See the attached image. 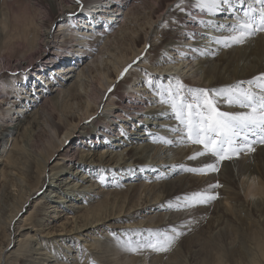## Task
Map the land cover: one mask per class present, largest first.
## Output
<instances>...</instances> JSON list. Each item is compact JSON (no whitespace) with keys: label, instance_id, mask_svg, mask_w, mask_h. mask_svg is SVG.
<instances>
[{"label":"bare ground","instance_id":"6f19581e","mask_svg":"<svg viewBox=\"0 0 264 264\" xmlns=\"http://www.w3.org/2000/svg\"><path fill=\"white\" fill-rule=\"evenodd\" d=\"M195 2L185 0L182 12L176 7L180 0H0V264H264V144L221 161L218 172H189L216 158L189 159L203 146L181 142L183 133L173 129L182 126L171 107L144 112L132 85L122 87L130 90L126 95L118 93L123 80L110 89L145 51L162 48L174 65L160 90L176 76L188 88L215 89L264 73V32L243 45L217 44V38L230 34L227 26L235 16L201 12ZM232 2L242 15L247 0L243 6ZM141 15L144 31L122 33L130 53L116 57L111 78L101 67L115 42L112 33L128 20L139 23ZM208 21L225 27H209ZM80 25L87 28L82 35L76 30ZM97 28L103 38L95 36ZM75 37L82 42L70 48L67 43ZM61 63L54 74H71L80 66L87 79V99L77 115H65L61 94L54 95L59 91L54 78L48 80L54 84L51 91L43 88L32 98L41 77L53 75L49 70ZM139 68L136 80L158 79ZM181 68L191 78L176 75ZM152 92L159 97V90ZM12 103H21L24 114L10 118ZM73 133L90 145L84 150L77 145L70 154L65 142ZM202 191L217 198L206 205L177 206ZM30 201L34 211L21 218ZM148 203L151 207L141 212ZM47 211L63 218L56 237L55 219L48 223ZM173 229L180 235L167 252L127 248L129 241L144 244L155 234L173 235Z\"/></svg>","mask_w":264,"mask_h":264},{"label":"snow or ice","instance_id":"6c2138e0","mask_svg":"<svg viewBox=\"0 0 264 264\" xmlns=\"http://www.w3.org/2000/svg\"><path fill=\"white\" fill-rule=\"evenodd\" d=\"M77 3L80 0H76ZM246 0H236L243 6ZM180 0L176 7L185 11ZM194 6L201 12L210 15L230 11L235 20L228 26L230 33L216 39L217 44L224 47L243 45L258 33L264 32V0H247V6L240 15L232 0H196ZM209 27L223 28L225 25L208 21ZM151 83V82H150ZM157 95L160 103L169 105L172 114L182 127L173 131L183 133L181 142H190L202 145L203 151H197L189 159L211 155L215 163L206 164L199 168H188L193 173L207 174L219 171L220 162L231 160L242 152H254L253 145L264 144V73L254 76L247 81H238L221 88H188L178 78L175 84L162 88ZM226 104L230 109L239 111L221 110L220 104ZM171 144V140H164ZM210 188L219 187V184L210 185ZM217 196L208 191L195 192L183 198V205L190 208L194 205H206L215 200ZM181 199V198H178ZM171 206V205H170ZM173 235L155 234L154 241L133 245L128 242L127 248L131 252H138L142 248H150L156 252H167L178 239L180 233L175 229Z\"/></svg>","mask_w":264,"mask_h":264},{"label":"rangeland","instance_id":"374dc122","mask_svg":"<svg viewBox=\"0 0 264 264\" xmlns=\"http://www.w3.org/2000/svg\"><path fill=\"white\" fill-rule=\"evenodd\" d=\"M154 1H156V0H148L149 3H154ZM12 7H15V4ZM103 15H105V14H103ZM138 19L140 21L139 23L136 22V21L132 22V20H130V21L128 20L127 21L128 24L125 23L124 25H122L124 28L123 27H121V28L118 27L116 29V31L112 33V34H114L112 38L114 39L115 42L112 41L114 43H113V45L109 46L110 47L109 50H108L109 52L105 51V55L103 56V59H102L104 62H103V66L101 67V69L102 70L104 69L105 72L108 73V75L111 78H113V76H114V73H113L114 64L113 63H114L116 57L120 56V54H121L120 52L130 53L129 49H130L131 45L128 44V40H127V44L124 43V41H126V40H124L123 36H125L126 34H122V33L127 32V34H130L131 33L130 31H132V32L134 31V32H139L138 34L141 35V32L144 31V29H142V27H141V26H144V23L146 22L144 15L139 16ZM80 26H83V25H80ZM54 27H56V25ZM86 29L87 28H85V26H83V27H78L76 30H78V32L80 34L81 32H83ZM101 29L102 28H97L98 32H97V35H95V36H99V37H102V38L105 36L103 33L101 35V32H102ZM55 30H58V26L55 28ZM89 32L96 33V30L95 31H91L90 30ZM80 35H82V34H80ZM90 38H92V37H90ZM77 39H78V37H75V41L73 43H67V45L70 48H74V47H71L72 44L75 46V45H79L82 42V40H77ZM137 44H138L139 49H141L143 44H144V38L142 37V39H139ZM124 46H126V47H124ZM163 49L164 48H162L160 50L157 49L158 50L157 52L156 51H151V52L150 51H145L146 52L145 53L146 56H144L145 55L144 54L142 56V60L141 59L135 60L134 61V63L136 62L135 64L133 63L132 66L129 65L130 68H128V67L126 68L125 72L127 73V77H126V73L123 72L125 75L122 74V76H120L119 78H116L115 79V83H113L114 85H111L110 89L116 88L114 86L118 87L119 84H120L119 82L121 80H123V82L121 83L122 85L120 84L121 86L118 87L119 88V92H118L119 94L126 95L130 90L129 89L128 90L125 89V91H124V89L122 90V87H124V85H126V84H128L129 86L132 85L135 88V91H136L135 93L137 95L136 97H138L139 101L142 99L141 101H143V103L145 104V111L144 112H150V111H153V112L156 111L157 112V111H160L165 106V104L160 103V97L157 98L156 95L152 96V94L154 93V92H152V88L155 89V90H159L160 91V88L163 87L164 85H166L167 82H169V81H167L164 84L163 80L164 79L166 80V77H167L166 74L167 75L170 74L171 66L174 65L172 63L174 61L173 60L174 58L173 59L170 58L171 61L173 60L172 62L170 60H167L166 56L163 55V51H164ZM51 51L52 50H50L49 53L47 55H45V56L48 57L49 55H52ZM170 52H171V50L167 48V53H170ZM45 56L42 58V60L46 58ZM169 56H170V54H169ZM171 57H173V56L171 55ZM150 58H151V60H150ZM144 59H146V60H144ZM148 59H149V61H148ZM152 59H154V60L152 61ZM140 60H141V62H140ZM156 61H159V64H157ZM168 62H171V63H168ZM75 63L78 65V61H76ZM155 63L157 65H155ZM63 64L61 63V64H59V65H57L55 67H52L53 69L51 68L49 70V72L53 73L54 76L51 74V75H45V77L42 78L41 75H40V77H41V82L40 83L41 84L39 83L36 86V89L39 90V92L36 93V95L34 97H32V98L35 99L36 97L37 98L40 97V95H41L40 92L43 90V88H45L47 90L49 89L51 91V89L54 87V84H49L48 80L49 79L52 80V78H54L55 81H56V84H57L56 87L59 88V91L57 93H55L54 95H56L58 93L61 94L60 95L61 96L60 100L62 102V107H67L66 111H65V115H68V116L77 115L78 113H80L82 107L85 106V101L87 99V95H86V92L88 90L87 79L83 75V73H81L82 69H81L80 66H77L76 70L72 71L71 74H65V73H61V72L59 74H58V72H57V74L56 73L54 74V72H56V70H58L59 68L63 67ZM68 64H70V62H68L66 65H68ZM138 67H140L139 68L140 71L141 70H145V72L147 71V74L148 73L150 74V72H151V74L153 73V75H154L153 79H157L158 78L157 80H159L160 77L162 76L161 82H156L157 80H155V81L150 80L149 82L145 81L144 79L136 80L137 76H134V75H135V72H136L135 70ZM127 69H128V71H127ZM185 71H186L185 69L181 68V72L179 74H178L177 71L176 72L174 71V72L176 73V75H179V76L180 75H184L185 77H190L191 78L192 74L188 73L189 74V76H188V74L186 75L187 72H185ZM128 72H129V74H128ZM176 75L173 74L172 78H174ZM40 77H39V79H40ZM176 77H175V80H176ZM177 78H180V77H177ZM170 83L173 84V85L175 84L174 81H171ZM193 87H195V88H207L208 89V87H200L198 85L197 86L191 85V87H189V88H193ZM195 88H193V89H195ZM55 91L56 90H53V92H55ZM71 91L75 92V94H76L75 97L71 96V94H70ZM10 100H12V99L6 100L1 105L3 107V111L6 110V108H8V106L10 105V103H11ZM23 101L24 100H21V102H23ZM33 102H34V100H33ZM12 104L14 105V108H12V110L9 111L10 118L17 117L19 114H22V115L24 114L22 111H24L25 109L22 108V104L21 103H19V104L12 103ZM121 130H122V127H121ZM117 135H119V134H117ZM61 138H63V136H61ZM118 139H120V137ZM97 140L98 139H96V141ZM83 141H85V142H83ZM65 145H69L68 146V151L71 154V152L75 151L74 148H76L77 145L82 147L81 149L84 150L86 148V146L90 145V140H88V141H87V139L83 140V138H81V136H79L78 134H74L73 133V134H71L68 137V139L65 142ZM103 150L104 149H102V148L97 149V151H99V152H103ZM16 180L19 182V178L18 177L16 178ZM149 200H150V198H149ZM148 204L149 205L145 206L143 209L141 208L142 210H140V211L144 212V210L150 208L152 203H148ZM33 205H34V203L32 201H30L29 204L25 208L26 210L21 214V218L27 216V213H26L27 211H30L31 209H32V211H34ZM44 213H45L46 220L49 221L48 223H51L52 220L55 219V222L52 224L51 229H55L56 231L52 235H54L55 237L57 235H60L61 234L60 231L63 229V227L60 226L61 222H63V218L62 217L59 218V214H56L54 212L47 211V212H43V214ZM120 219H123V217L120 218ZM89 231H91V230H88L87 232H85L83 234L86 235Z\"/></svg>","mask_w":264,"mask_h":264}]
</instances>
